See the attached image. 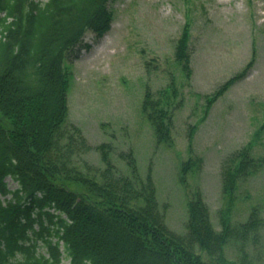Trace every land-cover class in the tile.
Masks as SVG:
<instances>
[{"label": "trees", "instance_id": "trees-1", "mask_svg": "<svg viewBox=\"0 0 264 264\" xmlns=\"http://www.w3.org/2000/svg\"><path fill=\"white\" fill-rule=\"evenodd\" d=\"M112 0H0V264H252L246 250L264 228L259 209L243 223L232 224L241 181L263 166L237 150L221 164L220 230L213 229L200 191L188 202L187 234L167 229L157 209L150 176L138 174L132 152L121 153L131 171L123 176L109 159L110 146L100 144L105 168L87 173L73 159L91 147L80 130L66 128L70 74L66 62L87 45L88 33L101 38L110 29ZM189 25L175 45V60L191 75ZM254 56L238 74L206 97V110L242 80ZM174 81L142 107L157 143L172 145L170 111ZM252 144V142H251ZM200 157L183 164L184 176L199 172ZM94 173L92 175L91 173ZM17 183L15 190L5 179ZM184 180V179H183ZM238 245L239 258L224 249ZM206 254H196L193 247Z\"/></svg>", "mask_w": 264, "mask_h": 264}, {"label": "rangeland", "instance_id": "rangeland-1", "mask_svg": "<svg viewBox=\"0 0 264 264\" xmlns=\"http://www.w3.org/2000/svg\"><path fill=\"white\" fill-rule=\"evenodd\" d=\"M110 8L109 31L98 39L86 34L87 47L66 63L70 82L65 125L77 127L91 147L73 159L76 167L83 173L85 163L103 170L95 148L108 144L116 172L129 177L120 154L132 152L140 177L152 179L165 226L185 236L188 202L195 190L208 207L213 229L220 230L222 161L250 144V156L262 159L263 166L239 183L231 220L245 222L254 207L264 218V0H113ZM186 23L189 78L174 55ZM252 56L246 76L206 110V97L241 72ZM172 80L176 95L170 99L168 146L157 143L142 104L146 93L159 99ZM190 156L200 157L202 166L184 176L182 164ZM5 182L16 189L10 177ZM237 247L233 242L225 247L228 260L239 258ZM193 250L209 260L197 245ZM246 250L252 264H264V228Z\"/></svg>", "mask_w": 264, "mask_h": 264}]
</instances>
